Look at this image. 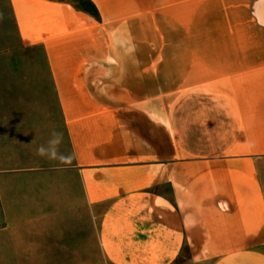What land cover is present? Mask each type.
Instances as JSON below:
<instances>
[{
    "label": "crops",
    "instance_id": "crops-1",
    "mask_svg": "<svg viewBox=\"0 0 264 264\" xmlns=\"http://www.w3.org/2000/svg\"><path fill=\"white\" fill-rule=\"evenodd\" d=\"M16 1L22 41L44 48L73 157L33 175L67 189V212H87L104 259L264 264V0H197L176 53L139 50L133 30L120 45L63 2ZM171 59L177 87L156 98ZM50 202L51 215L63 210Z\"/></svg>",
    "mask_w": 264,
    "mask_h": 264
},
{
    "label": "rangeland",
    "instance_id": "rangeland-1",
    "mask_svg": "<svg viewBox=\"0 0 264 264\" xmlns=\"http://www.w3.org/2000/svg\"><path fill=\"white\" fill-rule=\"evenodd\" d=\"M12 1L0 0V264H109L96 246L95 225L87 212H67V189L59 190L50 177L33 175L62 167L36 154V148L46 146L53 131L63 137L59 152L68 155V148L44 48L22 41ZM93 1L101 5L100 11ZM90 2L98 17L83 13L103 20L108 36L117 35L118 44L129 47L133 30L138 32L139 50L161 51L168 46L176 53L182 49V27L193 30L190 21L200 1ZM63 3L73 8L80 0ZM179 62L171 59L170 74L155 76L156 98L167 94L161 89L173 82L177 87L178 76L173 71H178ZM179 92L180 87L171 96ZM53 197L62 200L63 210L57 215H51ZM185 258L183 253L175 264H188Z\"/></svg>",
    "mask_w": 264,
    "mask_h": 264
},
{
    "label": "clouds",
    "instance_id": "clouds-1",
    "mask_svg": "<svg viewBox=\"0 0 264 264\" xmlns=\"http://www.w3.org/2000/svg\"><path fill=\"white\" fill-rule=\"evenodd\" d=\"M62 139L61 133L53 131L51 138L47 141V145H39L36 148V154L49 161H55L60 166H71L73 161L72 155H64L59 152V145L62 143Z\"/></svg>",
    "mask_w": 264,
    "mask_h": 264
},
{
    "label": "trees",
    "instance_id": "trees-1",
    "mask_svg": "<svg viewBox=\"0 0 264 264\" xmlns=\"http://www.w3.org/2000/svg\"><path fill=\"white\" fill-rule=\"evenodd\" d=\"M51 1L63 2V1H72V0H51ZM73 8L77 11L85 12L94 18L98 17L97 10L95 6L90 2V0H80V4L77 5L74 4Z\"/></svg>",
    "mask_w": 264,
    "mask_h": 264
}]
</instances>
